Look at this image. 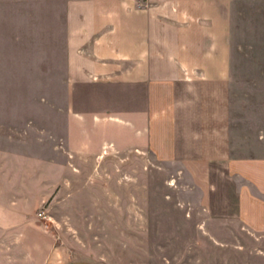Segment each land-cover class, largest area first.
<instances>
[{
  "label": "crops",
  "instance_id": "obj_1",
  "mask_svg": "<svg viewBox=\"0 0 264 264\" xmlns=\"http://www.w3.org/2000/svg\"><path fill=\"white\" fill-rule=\"evenodd\" d=\"M259 48L264 0H0V264H264ZM132 167L167 178L169 232L126 217ZM52 196L53 231L17 213Z\"/></svg>",
  "mask_w": 264,
  "mask_h": 264
},
{
  "label": "rangeland",
  "instance_id": "obj_2",
  "mask_svg": "<svg viewBox=\"0 0 264 264\" xmlns=\"http://www.w3.org/2000/svg\"><path fill=\"white\" fill-rule=\"evenodd\" d=\"M262 46V44H260ZM243 57L249 58L248 64L242 66L244 77H249L251 80L250 83L243 82L241 83L242 88L245 90L254 89L256 91V97L262 96L264 91V49L259 48L255 50H251L247 52ZM260 92V93H259ZM129 165V164H128ZM138 171L134 170V167L128 168L127 177L124 179V183L127 187L126 193V201H127V209H126V217L129 218H139L143 219H153L158 220V226H145L142 227L143 233H166L169 232L171 227L166 225V221L171 218L179 219L181 218L182 211L173 208V206L168 201H173L172 199H166L165 195L170 194L171 191L167 188V178L158 172H152L151 170H147L143 172L142 177H135V174L138 175ZM143 185L145 186L142 193H137L135 195V186ZM173 193V192H172ZM174 194V193H173ZM178 195L179 197L183 196L178 193L172 195ZM55 196H52L49 200H46L42 203H37L34 207L33 203L31 206L24 208L23 210L17 211L20 212L19 216H31L39 219H44V221L50 222V230L53 231L55 229V217H60V211L55 208L54 199ZM27 206V205H26ZM34 207V208H33ZM69 212V211H67ZM80 212V216L82 217H95L96 219L99 217H103V211H90L84 209ZM196 212H194L195 214ZM197 214V213H196ZM195 214V215H196ZM194 215V217H195ZM198 215V214H197ZM9 216V211H4L0 209V218ZM72 232L70 227H63ZM133 226H127V233H134ZM86 227H80V231L82 235V241H78V245L83 247L84 249L89 250L94 254H103L105 252L104 247H102V243L99 240L89 241L91 237L87 238ZM176 229V227H175ZM92 232H88L91 234H101L102 227L95 226ZM76 233V231H73ZM175 232H184L182 227H177ZM187 232H194L193 228H188ZM85 234V235H84ZM101 238V235H100ZM89 239V240H87ZM112 246L117 243H111Z\"/></svg>",
  "mask_w": 264,
  "mask_h": 264
}]
</instances>
